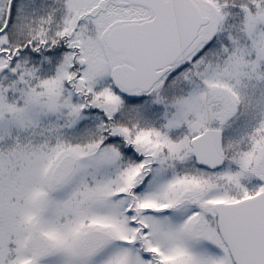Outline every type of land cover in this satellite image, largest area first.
<instances>
[{
	"label": "snow or ice",
	"instance_id": "6c2138e0",
	"mask_svg": "<svg viewBox=\"0 0 264 264\" xmlns=\"http://www.w3.org/2000/svg\"><path fill=\"white\" fill-rule=\"evenodd\" d=\"M0 264H264V0H0Z\"/></svg>",
	"mask_w": 264,
	"mask_h": 264
}]
</instances>
